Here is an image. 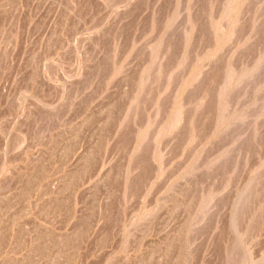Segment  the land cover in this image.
<instances>
[{
    "label": "rangeland",
    "instance_id": "1",
    "mask_svg": "<svg viewBox=\"0 0 264 264\" xmlns=\"http://www.w3.org/2000/svg\"><path fill=\"white\" fill-rule=\"evenodd\" d=\"M0 264H264V0H0Z\"/></svg>",
    "mask_w": 264,
    "mask_h": 264
},
{
    "label": "bare ground",
    "instance_id": "2",
    "mask_svg": "<svg viewBox=\"0 0 264 264\" xmlns=\"http://www.w3.org/2000/svg\"><path fill=\"white\" fill-rule=\"evenodd\" d=\"M247 74V73H246ZM255 124V123H254ZM253 126V125H252ZM246 127V126H245ZM249 127V126H248ZM251 127V126H250ZM260 127V126H259ZM258 130V129H257ZM251 133V132H250ZM253 133V132H252ZM248 140H251V138L250 139H248ZM245 141V140H244ZM253 141V140H252ZM246 142V141H245ZM248 150H249V148H247ZM248 153V152H247Z\"/></svg>",
    "mask_w": 264,
    "mask_h": 264
}]
</instances>
